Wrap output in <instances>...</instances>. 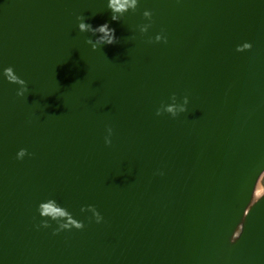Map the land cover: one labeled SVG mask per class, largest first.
Wrapping results in <instances>:
<instances>
[{"label": "water", "instance_id": "obj_1", "mask_svg": "<svg viewBox=\"0 0 264 264\" xmlns=\"http://www.w3.org/2000/svg\"><path fill=\"white\" fill-rule=\"evenodd\" d=\"M79 16L116 42L93 51ZM111 17L107 0H0V264H264V0ZM173 93L188 111L156 116ZM48 199L84 228L37 227Z\"/></svg>", "mask_w": 264, "mask_h": 264}, {"label": "clouds", "instance_id": "obj_2", "mask_svg": "<svg viewBox=\"0 0 264 264\" xmlns=\"http://www.w3.org/2000/svg\"><path fill=\"white\" fill-rule=\"evenodd\" d=\"M139 0H107V7L111 10L113 21H118L120 17L128 12L135 11ZM143 16L151 21L152 12L150 10H145L143 12ZM78 29L80 32H91L96 36V40L93 42L91 39H88L86 43L90 44L93 51H96L102 45L105 44H113L116 42L115 30L109 26L108 23H103L98 25L97 27H93L90 23L85 22L84 16H79L78 18ZM151 27V23L144 24L141 26V32H147ZM99 34V35H97ZM167 43V37L165 35L157 34L155 37V42ZM151 42V41H150ZM253 47L250 41L244 42L242 45H237L236 51H243L245 49H251ZM3 78L9 81L10 83H14L19 85L20 87L17 89V96H24L25 93L28 92L27 82L20 78L19 76L14 74V69L9 66L3 70ZM189 98L188 96H184L182 101L177 99L175 93H173L169 102H161L160 106L156 109V116H163L165 114H169L171 117L175 118L181 113H186L188 111ZM106 135L104 137V143L106 145L112 144V135L113 129L108 127L106 129ZM25 155H31L27 152L26 149L21 148L16 153V159L22 160ZM162 174V173H161ZM252 195H254L257 199L264 196V172L260 174V178L256 180L255 187L253 189ZM40 217L42 218L40 225L37 227L49 228L51 227L50 221H55L58 224V227L54 229L53 235L58 234L63 230H71L75 227L78 230H82L84 228L83 221H77L73 218L72 214L68 212L65 208L59 206L54 199H48L39 204L37 209ZM81 211H90L95 219L97 224L103 222L104 217L100 214V212L93 205H88L86 208H81Z\"/></svg>", "mask_w": 264, "mask_h": 264}, {"label": "bare ground", "instance_id": "obj_3", "mask_svg": "<svg viewBox=\"0 0 264 264\" xmlns=\"http://www.w3.org/2000/svg\"><path fill=\"white\" fill-rule=\"evenodd\" d=\"M256 200H257V198L254 196L252 201L255 202Z\"/></svg>", "mask_w": 264, "mask_h": 264}]
</instances>
